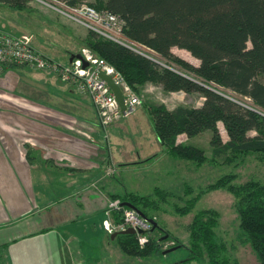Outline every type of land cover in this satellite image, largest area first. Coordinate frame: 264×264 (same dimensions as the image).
Returning a JSON list of instances; mask_svg holds the SVG:
<instances>
[{
	"label": "trees",
	"instance_id": "1",
	"mask_svg": "<svg viewBox=\"0 0 264 264\" xmlns=\"http://www.w3.org/2000/svg\"><path fill=\"white\" fill-rule=\"evenodd\" d=\"M29 1L0 0V4L24 10L29 8ZM66 1L72 5L81 2ZM91 5L120 16L128 38L147 45L188 72L182 74L161 66L89 30L86 45L112 64L136 92L140 85L153 82L167 91L198 92L204 97L198 106L148 105L162 151L201 163L207 158L205 150L178 141V136L193 137L210 129L213 157L230 161L253 154L264 162V0H95ZM174 47L188 50L199 64L176 54ZM217 87L229 89L241 99H250L252 105L228 97ZM220 122L228 134L226 141ZM230 178L231 174L225 175L224 180L221 178L210 186L227 188L234 195L239 218L237 239L249 245L258 263L264 264V180L251 177L234 183ZM155 192L156 196L162 193L160 188ZM111 196L140 207L145 217L149 216V207L155 203L154 207H158L151 196H139L135 192ZM191 208L183 210L189 212ZM205 211L195 215L190 224L191 255L187 259L205 257L208 264H230L227 245L216 237L217 212L209 215ZM155 231L149 233L150 242L144 247L134 242L132 234L116 236H124L121 243L125 251L146 256L162 251L163 241L169 238L154 236Z\"/></svg>",
	"mask_w": 264,
	"mask_h": 264
},
{
	"label": "crops",
	"instance_id": "2",
	"mask_svg": "<svg viewBox=\"0 0 264 264\" xmlns=\"http://www.w3.org/2000/svg\"><path fill=\"white\" fill-rule=\"evenodd\" d=\"M24 67L0 73V259L89 264L84 244H104V204L121 193L103 185L105 132L91 97L74 82Z\"/></svg>",
	"mask_w": 264,
	"mask_h": 264
},
{
	"label": "rangeland",
	"instance_id": "3",
	"mask_svg": "<svg viewBox=\"0 0 264 264\" xmlns=\"http://www.w3.org/2000/svg\"><path fill=\"white\" fill-rule=\"evenodd\" d=\"M81 1L89 4L95 2V0ZM0 29L22 38L52 60L55 59L56 63L62 61L63 64H58L64 67L70 65L72 55L81 53L83 49H89L96 55L86 45L90 34L89 29L62 16L41 0H30L29 8L24 10L0 4ZM136 49L141 51L139 46ZM174 50L176 54L190 62L199 64V60L188 50L178 47ZM157 59L161 62V66L188 74L160 55H157ZM24 69L29 70V73L46 72L25 67ZM213 87L216 86L213 85ZM217 88L228 97L241 100L245 105H252V101L248 98L241 99L229 89ZM138 93L142 102L135 111L116 123L102 127L105 132L102 136L106 141L104 145L106 171L104 173L102 169L101 176L106 177L104 180L106 184L103 183L106 192L119 189L120 194L135 192L139 196L154 198L158 207H154L155 203L148 208V217L155 219L159 224L154 236L168 235L169 238L163 241L162 251L139 256L124 250L121 243L123 235L112 237V233H106L104 244L95 241L84 244L89 254L91 253L90 257H88L89 254L86 257L87 262L89 264H208L205 257L187 259L191 255L190 224L195 215L206 210L205 212L209 215L214 214V211L217 212L218 222L215 233L217 239L228 247L230 264H259L251 247L240 243L237 239L239 218L235 210L234 195L227 188H214L210 184L216 183L221 178L224 180L225 175L228 174H231L230 179L234 183L244 182L251 177L264 180V162L259 161L253 154L230 159V161H224L222 157H213L210 129L193 137H188L186 134L178 136L180 142L192 143L203 148L207 156L205 161L197 164L192 160L175 158L169 153L161 157L162 146L158 142L148 105L164 103L168 108H174L180 104L198 106L201 105L204 97L198 92L167 91L153 82L140 85ZM219 126L223 140L226 141L228 139L226 129L222 122ZM91 137L95 140V135ZM122 156H125V160L128 161L127 169H122V163H120ZM155 158H158L157 162H150ZM137 159L144 164L132 165ZM157 188H160L163 194L156 196ZM130 189L134 190L130 191ZM111 195L104 204V210L112 199ZM189 206L192 210L184 212L183 209ZM112 219L119 223L122 214H114ZM117 232L120 233V231ZM178 244L180 246L177 249L164 252ZM0 264H5L2 258Z\"/></svg>",
	"mask_w": 264,
	"mask_h": 264
},
{
	"label": "built area",
	"instance_id": "4",
	"mask_svg": "<svg viewBox=\"0 0 264 264\" xmlns=\"http://www.w3.org/2000/svg\"><path fill=\"white\" fill-rule=\"evenodd\" d=\"M41 1L54 8L62 16L85 26L100 36L123 44L161 63L157 59L159 54L155 50L145 44L131 40L124 34V21L117 14L107 9H97L85 1L74 5L66 0ZM138 46L141 51L136 49ZM81 55L82 58L76 57L70 62L69 66L64 67L22 38L0 29V73L8 65L28 66L34 69L50 70L64 80L74 82L80 91L91 97L97 110L98 120L103 127L116 123L124 116L135 111L141 104L142 99L124 76L112 64L104 58L94 55L89 49H83ZM83 60L88 61V66H83ZM100 70L111 75L121 87L127 105L125 112L122 110L111 87L99 75ZM114 213L122 214L119 223L113 221ZM102 227L112 234L133 228L135 232L132 235L140 247H144L150 242L149 233L152 232V224L134 208L122 205L119 198L109 200L102 220ZM140 230H143V232H140Z\"/></svg>",
	"mask_w": 264,
	"mask_h": 264
},
{
	"label": "water",
	"instance_id": "5",
	"mask_svg": "<svg viewBox=\"0 0 264 264\" xmlns=\"http://www.w3.org/2000/svg\"><path fill=\"white\" fill-rule=\"evenodd\" d=\"M75 57H77V58H82V55H81V53L74 54V55L71 56L70 61H72ZM83 62H84V63H83V66H84V67L88 66L89 63H88L87 60H83ZM180 73H181V72H180ZM182 74H183V73H182ZM99 75H100L101 78L104 79V80L108 83V85L111 87V89H112V91L114 92V94H115V96H116V98H117V100H118V102H119V104H120L122 110L125 112V110H126V106H127V105H126V102H125V96H124V94H123V92H122L121 87L116 83V81L114 80V78H113L111 75L107 74L105 71L100 70ZM122 205H124V206H128V207H131V208H134L135 210L138 211V213H139L141 216H144V217H145L144 212H143L141 209H139L135 204H133V203H131V202H129V201H123V202H122ZM146 218H147V219L149 220V222L152 224V228H151V231H152V232L155 231L157 228H159V224H158V222H157L155 219H153V218H148V217H146ZM134 232H135V230H134L133 228H128V229H126V230H122V231H120L121 234H133ZM140 232H143V230H140ZM117 233H118V232H114V233L112 234V237H115V236L117 235ZM167 237H168V235H165L164 237H162V239H165V238H167ZM179 246H180V245H178V246H174V247H172V248L167 249V250L164 251V252L166 253V252H169V251L175 250V249H177Z\"/></svg>",
	"mask_w": 264,
	"mask_h": 264
}]
</instances>
